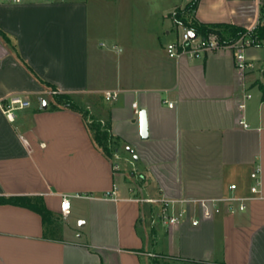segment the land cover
<instances>
[{"label":"crops","instance_id":"1","mask_svg":"<svg viewBox=\"0 0 264 264\" xmlns=\"http://www.w3.org/2000/svg\"><path fill=\"white\" fill-rule=\"evenodd\" d=\"M190 1L113 0L120 23L104 29L89 0L0 3V28L11 41L0 36V100L20 95L32 103L14 120L0 107V264H160L155 256L264 264V42L247 48L256 67L245 77L230 48L169 57L166 46L177 38L170 14ZM262 6L199 0L193 16L248 28ZM16 52L78 106L99 99L114 157L95 141L90 120L57 103ZM107 90H118V99L107 101ZM134 102L147 111V139ZM125 147L138 167L119 162L129 164ZM258 167L261 188L253 193ZM20 197L44 204L49 220L28 204L3 201ZM145 198L176 200L177 208L187 200L236 201H221V212L197 226L191 218L167 226L160 204ZM200 215L192 206L191 217Z\"/></svg>","mask_w":264,"mask_h":264},{"label":"built area","instance_id":"2","mask_svg":"<svg viewBox=\"0 0 264 264\" xmlns=\"http://www.w3.org/2000/svg\"><path fill=\"white\" fill-rule=\"evenodd\" d=\"M52 0H0V3H10V4H21V3H41L48 2ZM173 24L177 31V38L171 41L166 46V51L171 58H181L184 56L190 58H200L206 53L221 49L230 48L235 53V66L237 71L242 77H245L249 70L255 69V64L247 58V48L251 46H256L254 41H257L252 35L255 33L257 28L263 24L264 20L259 14L257 20L248 27V31L241 35L240 37L233 40L223 39L217 32H211L207 37L197 34L193 29L185 25L179 18L176 8L172 11L170 15ZM192 33L196 36L193 37ZM261 71L264 75V66L261 67ZM53 94L57 91H52ZM118 90H107L104 93V97L107 101H116L119 97ZM247 97H252L251 93L246 94ZM32 105L31 101L20 95H12L6 99L0 100V107L3 112L10 120L16 118V112ZM174 103L169 102V106L173 107ZM133 108L136 114H140V109L137 102L133 103ZM244 123V121L242 122ZM246 125V123H245ZM260 167H258L252 174L253 184L251 190L253 193L260 192L261 188V176ZM236 184L231 185V189H235ZM145 202L148 203H159L160 208V221L167 226H176L188 218H191L192 225L197 226L201 222V218H212L216 213L221 212V201H230L231 204L236 201L235 198L232 199H198V200H187L185 205L177 208V201L170 200L167 198H145ZM71 206L70 199L67 196L63 198V212L65 215L69 213ZM196 206L201 209L200 216L191 217V207ZM231 208H233L231 206ZM239 208L244 210L246 208V203L244 199L240 200Z\"/></svg>","mask_w":264,"mask_h":264},{"label":"trees","instance_id":"3","mask_svg":"<svg viewBox=\"0 0 264 264\" xmlns=\"http://www.w3.org/2000/svg\"><path fill=\"white\" fill-rule=\"evenodd\" d=\"M199 0H191L188 4H186L184 7H177V14L178 18L188 27L193 29L197 34L202 35L204 37H207L209 33L211 32H217L220 34V36L223 39L226 40H233L241 35L245 34L248 29L240 26H235L233 24H225V23H204L196 20L193 16L194 11L197 8ZM171 15V14H170ZM260 15L262 19L264 20V6L261 7L260 10ZM0 36L8 43H10V38L7 36L3 30L0 28ZM254 38L257 39V41H254V44L256 46H259L263 44L264 42V22L261 24L255 33L252 35ZM14 49L15 46H14ZM17 53V52H16ZM18 54V53H17ZM18 57L22 60L20 55L18 54ZM23 61V60H22ZM25 65L33 72V70L26 64L25 61H23ZM33 74L43 83H46L48 86H51L53 90H58L55 86H52L48 82H44L41 80L34 72ZM56 102L66 106V107H71L74 109H79L83 115L87 118L88 111L83 110L80 106H78L72 99L71 96L67 94H60L57 93L54 95ZM110 123H103L102 121L98 120H90L89 122V127L92 131L93 137L97 144L103 149L106 155L109 157H113L115 151H116V144L113 142V136L111 134V127ZM3 201L6 202H13V203H23V204H28L32 208L36 209L38 212H40L43 216V219L46 221L49 220V210L45 207L44 204H39L35 200L33 201L32 198L30 197H20V198H8L4 199ZM178 261V264H201L203 262L194 260V259H189V258H175Z\"/></svg>","mask_w":264,"mask_h":264},{"label":"rangeland","instance_id":"4","mask_svg":"<svg viewBox=\"0 0 264 264\" xmlns=\"http://www.w3.org/2000/svg\"><path fill=\"white\" fill-rule=\"evenodd\" d=\"M90 2V5H91V10H92V13H93V16H94V19H97V20H101L103 21L102 23V27H98V28H105L103 27L104 24L107 25V23H111V25H113V27L115 28V25L118 27L119 23H120V18H119V12H118V6L116 5V3L113 2V0H89ZM106 21V22H105ZM107 32V31H106ZM106 32H104V30H100V31H97V33H99V38L98 39H106L107 37L105 36L106 35ZM96 98H94L95 100ZM80 100V99H79ZM81 101V100H80ZM78 101L79 103H82L83 105H81V108H83V110H86L88 111V114H87V118L89 120H95V121H98L99 118L101 117H105V112H103V109L101 107H99L98 105V101L99 99L95 100L93 102V105H89L88 102H84V101ZM91 104V103H90ZM107 119H105L106 121ZM127 147V146H126ZM125 147V153L128 158H129V164L127 165H124L123 163H125L124 161H119V162H122V166H126L127 167H130L131 163L133 166L131 167H135L139 165V163H137L135 161V156H132L130 155L129 153H127V148ZM114 157V156H113ZM77 211L76 209V206L75 204L73 205V209H72V212L75 213ZM80 223V222H79ZM155 258H157L160 262V264H178V262L174 259H171V258H166V257H158V256H155Z\"/></svg>","mask_w":264,"mask_h":264},{"label":"water","instance_id":"5","mask_svg":"<svg viewBox=\"0 0 264 264\" xmlns=\"http://www.w3.org/2000/svg\"><path fill=\"white\" fill-rule=\"evenodd\" d=\"M193 37L196 36L195 33H192ZM140 129H141V138L147 139L149 136V126H148V118H147V111L145 109H142L140 111ZM135 159H137V156H135Z\"/></svg>","mask_w":264,"mask_h":264}]
</instances>
